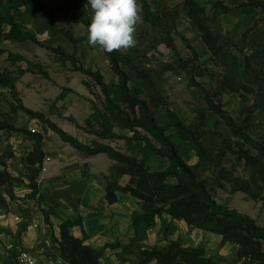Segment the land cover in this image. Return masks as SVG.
I'll use <instances>...</instances> for the list:
<instances>
[{
  "label": "trees",
  "instance_id": "16d2710c",
  "mask_svg": "<svg viewBox=\"0 0 264 264\" xmlns=\"http://www.w3.org/2000/svg\"><path fill=\"white\" fill-rule=\"evenodd\" d=\"M180 1L188 16L198 26L201 38L211 53V59L220 64L219 72L215 73L214 70L201 63L195 48L191 47L183 36L181 38L189 47L191 57L182 58L178 55L173 44V35L177 34L175 31V21L179 14L177 9H170L165 0H153L152 3L148 0H138L142 5L141 15L145 23L158 29V42L164 43L173 50L176 56L173 63L176 70L171 69L177 73L186 74L189 84L202 92L203 100L212 114L222 119L231 129L232 134L241 139L222 140L221 144L215 148L204 147L201 140H197V138L188 140L194 146L195 155L198 158V163L195 166H189L184 162L177 151L175 142L167 134L171 128H175L178 133H181V122L168 108L166 98L160 91L159 72L152 69L134 68L129 59L123 56L120 51L111 54L103 52L111 71L117 77V84L106 83L98 70L77 66L75 39L70 29H59L63 37L73 47L72 54L67 55L59 47L41 43L35 34L26 31L22 23L13 17V10L32 8L39 0H0V43L6 40L16 42L29 40L35 45L46 47L55 53L61 63L69 61L75 71L90 77L98 87L103 102L100 109L91 103V113L85 122V127L90 126L91 129H94L93 125L95 124L97 129L92 130V133L109 140L123 139L132 150L141 145L139 149L141 156L134 151L133 154L123 155L115 149L95 141L89 145L81 144L66 134L41 111L25 107L17 99L16 83L29 70L19 67L11 69L10 67L24 62L29 69H34L43 77H48V73L40 65L30 62L20 54L7 52V61L10 66L0 71V89H7L13 101H17L16 104H11L12 111H21L31 119L39 120L55 132L63 142L68 143L85 156L104 153L113 161L106 177L105 198L108 203H113L117 199L116 192L121 191L132 195L141 202L142 212L132 216L135 228L140 224L151 225L155 217L159 215H168L171 219L183 220L189 226L221 235L222 244L232 242L239 245V255L246 257L249 254L242 250L245 242L252 241L259 245V241L264 240V228L258 226L248 217L218 205L213 197L215 188L207 186L201 175L203 169L208 168L209 162L213 164L214 168H217L224 157L233 154L237 160H243L246 165H251L257 170L264 180V164L260 163L264 158V140H251L234 118L222 109L220 102L224 93L240 92L244 101L251 102L239 112L240 115H245L243 118L245 124L250 122L251 114L254 111H264V47L250 46L246 42L245 36H243V40L246 43L240 47L230 38L224 39L218 32L211 30L208 25L210 20L215 23L217 22L216 15L219 12L227 13L232 10L222 2L218 0L212 2L211 15L207 13L205 6L196 0ZM85 2L86 0H62L70 18L74 22L83 24L87 32L91 15ZM239 7L254 11L257 17L260 16L257 21H264V0H241ZM45 15L48 25L54 28L55 20L52 12H46ZM227 46L234 51L224 50V47ZM4 52L0 48V54ZM236 53L242 57V61ZM122 66H129L136 72L139 84L130 86L131 77ZM206 74L215 76V86L210 90L196 80L197 77ZM72 92L71 89L62 90L57 99H63L67 93ZM242 93H251L253 96L248 98ZM145 94H147L146 97H144ZM160 110H164L167 116V122L163 125H160L156 119V114ZM197 119L201 124L206 123V115L203 110L197 111ZM115 126L128 131L130 135L117 133L114 130ZM139 129L145 134H142ZM0 131L17 132L34 141L33 149L29 153V162L38 165L32 170L29 178L32 186L36 188V178L45 157L40 148L42 135L16 127L8 120H0ZM148 156L166 159L168 165L161 170H151L146 164ZM224 171V168L214 171L215 175L213 176L216 185L221 188ZM122 175L129 176V181L125 186L118 184ZM8 179V175L0 171V182ZM233 184L235 186L231 189V193L242 192L247 196L252 195L239 180H233ZM36 190H34L35 193ZM74 226H81L80 218L66 219L59 224L60 241L58 245L61 258L69 264H94L86 250H78L77 247L82 240H74L68 236V229ZM84 238H86L85 235ZM256 252L260 257H264V252L259 248ZM140 256L141 260L137 264H144L150 260H155L158 264H220L206 258L200 249L184 248L177 242L169 243L164 249L142 250Z\"/></svg>",
  "mask_w": 264,
  "mask_h": 264
},
{
  "label": "rangeland",
  "instance_id": "374dc122",
  "mask_svg": "<svg viewBox=\"0 0 264 264\" xmlns=\"http://www.w3.org/2000/svg\"><path fill=\"white\" fill-rule=\"evenodd\" d=\"M196 1L203 4L207 13L211 14V4L213 1L217 0ZM218 1L231 7L232 10L227 13L219 12L216 15L217 22L215 23L210 20L208 25L211 30L218 32L224 39L230 38L240 47H243L246 42H248L250 46L260 45L264 47V21H257L260 16L257 17L255 12L250 9L239 7L241 0ZM148 2L152 3L153 0H148ZM165 2L170 9H177L179 12L175 21V31L177 34L173 35V44L178 55L182 58L191 57L189 47L181 38V36H183L188 40L189 45L195 48L199 56V61L211 70H214L215 73L219 72L221 70L220 64L211 59V53L208 51L206 44L201 38L198 26L183 9L181 1L165 0ZM85 3L90 11V15H92L87 0ZM33 11L35 12V16L32 18L33 24L31 26L29 22L22 19L23 17H27L25 16L26 14L31 15ZM46 12H52L56 24L54 28L51 27L50 34L44 29L46 24H48V19L45 15ZM12 15L16 21L22 23L26 31H30L32 30L30 28H34L37 33V39L41 43L59 47L67 55L72 54L73 47L60 33L58 26L70 29L75 39V58L77 66H81L85 69L98 70L106 83L117 84V77L111 71L103 51L87 43V32L85 27L83 24L74 22L70 18L67 10L63 6L62 0H39L32 8H19L13 10ZM55 32H57V34ZM158 35V29L145 23L142 18V22L137 25L136 46L125 51H120V53L127 57L131 65L136 69H152L159 72L158 79L160 91L166 98L168 108L176 115L179 122H181V133H178L175 128H171L167 134L175 142L177 151L184 162L189 166H195L198 163V158L195 155L194 146L188 140L197 138V140H201L204 147L215 148L221 144L222 140L241 139L237 135L232 134L231 129L226 126L222 119L212 114V111L207 108L203 100L202 92L195 86L189 84L187 75L175 71L176 69L173 63L176 56L173 50L164 43L158 42ZM243 36H245L246 42L243 40ZM27 44L31 47L33 46L38 53H32L29 49L25 48ZM3 46L5 48L3 49L4 51H8V49H23L24 54L21 56L30 62L40 65L48 73V77H43L41 74L34 71V69H29L28 65L24 62L10 67L11 69L19 67L29 70L27 71L28 74H24V76L20 78L21 91L17 93L18 101L25 106L29 104L31 109H36L44 113L48 119L81 144L89 145L91 142L95 141L96 143L105 144L123 155L133 154V151L139 154L141 145L136 146L132 150L123 139L109 140L100 138L92 133L97 129L95 124L93 125L95 126L94 129H91L90 126L85 127V122L91 113V103H94L100 109L102 108L101 105L103 102V97L98 87L92 82L90 77L79 71H75L73 65L69 61L61 63L55 53L46 49V47L37 45V47H35L33 42L29 40H27V43L16 44L14 47L12 43L5 42ZM224 50L234 51V49L228 46L224 47ZM238 56L240 61H242V57L240 55ZM122 68L126 70L131 77L129 83L131 87L135 84H139L136 72L132 68L129 66H122ZM196 80L208 90L215 86V76L206 74L202 77H197ZM66 89H71L73 92L67 93L63 99L58 100V94ZM0 93L2 94L0 96V119H6L19 127H23L30 131L33 130V132L42 135V143L53 146V148H56L57 152L62 154L64 152L59 146L71 148L69 145L62 143L61 138L39 120L31 119L20 112L18 114L15 113V111L11 113L5 112L4 110L7 106L4 93L8 94V92L6 89H0ZM147 94H145L144 97H146ZM242 94L248 98L253 96L251 93ZM33 100L34 103H32ZM220 102L222 104V109L234 118L242 127L243 132L247 134L251 140H264V111H254V113L251 114L250 122L245 124L243 123L245 115H240L239 112L246 104H251V102L244 101L243 97L240 96V92L224 93ZM198 110L204 111L206 123L201 124L200 120L197 119ZM156 119L160 125L165 124L167 122L165 111L160 110L156 114ZM114 130L119 134L126 133L130 135L128 131L120 129L118 126H115ZM140 132L145 134L142 130H140ZM11 140L24 139L13 137ZM151 140L153 139L151 138ZM30 147L31 143L27 142L26 145H22L19 148V151L28 153ZM26 161H29L28 157ZM260 163L264 164V158H262ZM146 164L151 170H160L166 167L168 161L158 156H148ZM217 168H214L213 164L209 162L208 168L206 170L203 169L201 175V178L206 182L207 186L215 188L213 197L216 203L223 208L235 211L241 216L248 217L258 226L264 228V180H262L257 170L251 165H246L243 160H237L233 154H228L224 157ZM221 168L225 170L224 176L222 177V188L217 186L213 179L215 175L214 171H218ZM11 179L13 180L12 183H9V181L0 182V208L2 207L6 213L13 212L14 221L22 222V220H24L29 222V220L37 221V219L41 218L47 225L45 230L36 226L32 229V232L26 233V236L30 241L35 240V236H39L40 241H43L45 246H47V243H50L49 246H55L60 256L58 245L60 241L59 224L66 219L62 213L63 211L59 210L57 203L54 204L53 202H49V204L42 206L39 201L44 200L42 193H40L41 188L33 187L29 176H18ZM233 180H239L242 185L249 189L252 195L247 196L242 192L231 193V189L235 186ZM35 189H37L36 193L34 192ZM37 194L40 195L39 198L36 197ZM7 203H10V206H8ZM14 204H16V206H14ZM194 228L195 227H191L189 229L190 236L187 237L188 241H193L196 245L200 246L201 248L199 249L206 258H210L214 262L220 264H232L233 259L229 256H231L230 254L233 253L236 247L235 245L237 244H222L221 241L217 239L219 238L218 234L216 235L217 237H215L216 240H214V234L216 233L203 229L196 230ZM68 236L74 240H82L77 248L78 250H86L94 264H133L135 260L132 254L129 256L119 254L116 250L105 251L90 246L86 242L83 233L77 228L70 227L68 229ZM45 240L48 242H45ZM35 243L37 242L35 241ZM245 243L242 250L246 251V254L249 255L241 257L238 253L239 258L244 259L242 264H262V262H264V257H260L259 253L256 251L259 248L260 251L264 252V241H259V245L252 241H246ZM38 246L39 250H43L42 255L45 254V249L41 248L43 245ZM23 250L28 249L22 248L19 251L16 250L13 254V258Z\"/></svg>",
  "mask_w": 264,
  "mask_h": 264
},
{
  "label": "crops",
  "instance_id": "0c3cea01",
  "mask_svg": "<svg viewBox=\"0 0 264 264\" xmlns=\"http://www.w3.org/2000/svg\"><path fill=\"white\" fill-rule=\"evenodd\" d=\"M25 16L27 17H23L22 20L29 22L32 26V18L35 16V12L33 11L31 15L26 14ZM58 28L63 27L58 26ZM30 29L32 30L27 31L37 35L34 28ZM44 29L49 34L51 33V27L48 24ZM55 33L57 34V32ZM5 42L12 43L13 47L16 44L27 43V41L6 40L0 43L1 49H5L3 46ZM33 45L37 47L34 43ZM25 48L32 53H38L33 46L31 47L28 44ZM7 52L24 54L21 48L17 50L8 49V51L1 53L0 71L10 66L7 61ZM25 74H28V72ZM16 89L17 92L21 91L20 79L16 83ZM6 91L8 94L4 93V98L7 107L4 111L11 113L13 112L11 104L16 103L13 101L10 92L7 89ZM32 103H34V100ZM25 107L31 109L29 104ZM32 110L37 111L36 109ZM19 112L22 113L21 111H15L17 114ZM0 120L4 119L1 118ZM15 126L19 127L18 125ZM13 137L24 140H11ZM26 139L17 132L0 131V171L8 175L9 179L6 182L12 183L11 178L14 177L29 176L38 165L26 161L34 144L33 140ZM27 142L31 143L28 153L20 152L19 148L26 145ZM61 142L69 145L62 140ZM45 144L41 142L40 148L44 156H48L50 160L46 163V170L43 172L40 170L36 178L37 187L41 188L40 193L44 198V200L39 201L42 206L49 204V202L57 203V207L63 211L62 213L66 219L80 218L81 226H74V228L79 229L86 236V242L90 246L105 251L116 250L119 254L129 256L132 254L135 257L133 264H137L141 260L140 252L142 250L164 249L171 242H177L184 248H201L195 242L187 240V237L190 236L189 229L192 226L187 225L183 220L171 219L168 215H159L155 217L151 225L140 224L135 228L132 216L142 212V204L130 194L117 191L116 201L108 203L105 198L106 177L113 161L106 154L99 153L85 156L70 145L71 148L59 146L64 150L62 154L57 152L53 146ZM128 181L129 176L122 175L118 180V184L125 186ZM39 196V194L36 195L37 198ZM7 204L10 206V203ZM13 218V212L6 213L2 207L0 208V264H16L17 256L13 258V254L16 250L19 251L22 248H27L28 250L23 251L30 252L37 259L38 264H68L60 258L55 246H49L50 243L45 246L43 241H40L39 236H35L33 241H30L26 236V233L32 232V229L36 226L45 230L47 225L41 218L37 221L29 220V222L24 220L22 222L14 221ZM214 235L213 239L216 240L217 234ZM218 237L217 239L221 241V235ZM45 242L48 241L45 240ZM225 244L235 245L232 242H226ZM38 245H43L41 248L45 249V254L42 255L43 250H39ZM235 246V250L229 257L233 259L232 264H242L244 259H240L238 256L239 246ZM144 264L158 263L155 260H150Z\"/></svg>",
  "mask_w": 264,
  "mask_h": 264
},
{
  "label": "clouds",
  "instance_id": "9594fccd",
  "mask_svg": "<svg viewBox=\"0 0 264 264\" xmlns=\"http://www.w3.org/2000/svg\"><path fill=\"white\" fill-rule=\"evenodd\" d=\"M91 17L87 43L105 53L125 51L136 46L137 25L142 22L138 0H87Z\"/></svg>",
  "mask_w": 264,
  "mask_h": 264
},
{
  "label": "built area",
  "instance_id": "2783aa9c",
  "mask_svg": "<svg viewBox=\"0 0 264 264\" xmlns=\"http://www.w3.org/2000/svg\"><path fill=\"white\" fill-rule=\"evenodd\" d=\"M49 160L50 158L48 156L44 157L40 168L42 172L46 170V163ZM16 264H38V261L30 252L20 251L16 257Z\"/></svg>",
  "mask_w": 264,
  "mask_h": 264
}]
</instances>
